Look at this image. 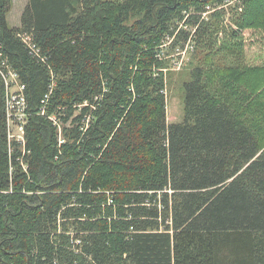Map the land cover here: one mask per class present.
<instances>
[{
	"label": "trees",
	"instance_id": "obj_1",
	"mask_svg": "<svg viewBox=\"0 0 264 264\" xmlns=\"http://www.w3.org/2000/svg\"><path fill=\"white\" fill-rule=\"evenodd\" d=\"M224 1L29 0L11 28L0 0V71L31 112L10 152L0 74V264H264V66L239 35L264 30V0H240L235 66L197 69L178 122L157 58L173 24ZM52 74L47 114L74 117L61 146L41 115Z\"/></svg>",
	"mask_w": 264,
	"mask_h": 264
},
{
	"label": "rangeland",
	"instance_id": "obj_2",
	"mask_svg": "<svg viewBox=\"0 0 264 264\" xmlns=\"http://www.w3.org/2000/svg\"><path fill=\"white\" fill-rule=\"evenodd\" d=\"M28 2L29 0H12V8L7 15L11 28L21 26L22 14ZM240 2V0H225L223 3L208 6L203 12L193 10L183 21L171 26V32L165 37L161 49L165 52L163 69L166 81L165 95L170 106L171 102L175 101L171 113L168 112L169 120L172 118L171 120L178 122L183 119V86L193 80L197 69L206 70L209 64L210 67L211 65L235 66V60L222 48L225 40L231 41L234 31L241 32L239 27L235 26V21L244 13ZM190 20L192 22H189ZM239 35L242 37L246 51L245 63L251 67L264 66V30L247 29ZM17 89L15 86L12 91ZM176 103L177 109L174 106ZM78 113L77 111L76 115ZM63 115L61 114V117ZM73 121L74 117L67 124L60 123L65 140L64 129L73 128L75 126ZM73 231L71 229L69 233L72 235Z\"/></svg>",
	"mask_w": 264,
	"mask_h": 264
},
{
	"label": "built area",
	"instance_id": "obj_3",
	"mask_svg": "<svg viewBox=\"0 0 264 264\" xmlns=\"http://www.w3.org/2000/svg\"><path fill=\"white\" fill-rule=\"evenodd\" d=\"M19 38L23 41L25 45L32 51V53L37 57L41 56V51L39 47L34 43L32 37L28 34H21ZM164 45L160 47L157 51V58L160 61H164L165 52L161 49ZM9 71L7 73L0 71V74L4 78L6 83V103H7V134L10 152L13 151L15 147L19 148L23 153H26V129L31 117V112L29 111L28 101L25 95V86L19 80L18 75L12 70L11 67H8ZM51 87L49 94L42 101L41 115L47 116L58 128L59 132V144L60 146L66 143V140L63 137V130L61 122L56 115L47 114V105L50 99V96L55 88V76L52 74L51 78ZM17 87V91H12L14 87ZM81 108V106H79ZM79 111V110H78ZM22 160V159H21ZM23 161V160H22ZM22 166L25 171L28 169V165L22 163Z\"/></svg>",
	"mask_w": 264,
	"mask_h": 264
},
{
	"label": "bare ground",
	"instance_id": "obj_4",
	"mask_svg": "<svg viewBox=\"0 0 264 264\" xmlns=\"http://www.w3.org/2000/svg\"><path fill=\"white\" fill-rule=\"evenodd\" d=\"M21 159V158H20ZM20 163V162H19ZM14 168V167H13Z\"/></svg>",
	"mask_w": 264,
	"mask_h": 264
}]
</instances>
